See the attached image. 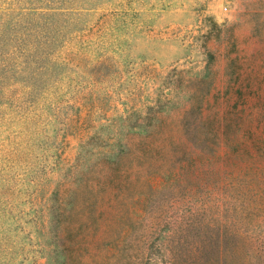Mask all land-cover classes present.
<instances>
[{
	"label": "rangeland",
	"instance_id": "374dc122",
	"mask_svg": "<svg viewBox=\"0 0 264 264\" xmlns=\"http://www.w3.org/2000/svg\"><path fill=\"white\" fill-rule=\"evenodd\" d=\"M0 264H264V0H0Z\"/></svg>",
	"mask_w": 264,
	"mask_h": 264
}]
</instances>
